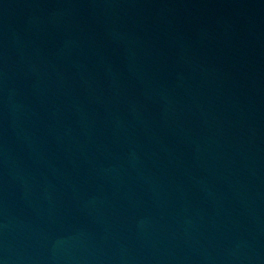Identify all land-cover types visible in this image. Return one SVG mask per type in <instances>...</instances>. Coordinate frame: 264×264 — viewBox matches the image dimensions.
Here are the masks:
<instances>
[{"label":"water","instance_id":"obj_1","mask_svg":"<svg viewBox=\"0 0 264 264\" xmlns=\"http://www.w3.org/2000/svg\"><path fill=\"white\" fill-rule=\"evenodd\" d=\"M0 264H264V0H0Z\"/></svg>","mask_w":264,"mask_h":264}]
</instances>
